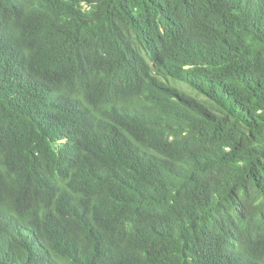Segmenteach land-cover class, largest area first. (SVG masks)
Segmentation results:
<instances>
[{"label":"trees","instance_id":"trees-1","mask_svg":"<svg viewBox=\"0 0 264 264\" xmlns=\"http://www.w3.org/2000/svg\"><path fill=\"white\" fill-rule=\"evenodd\" d=\"M0 264H264V0H0Z\"/></svg>","mask_w":264,"mask_h":264}]
</instances>
